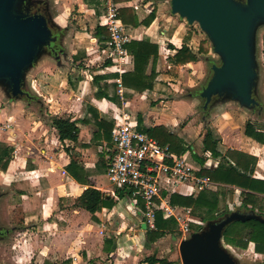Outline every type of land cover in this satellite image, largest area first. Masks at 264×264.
<instances>
[{
  "label": "crops",
  "instance_id": "0c3cea01",
  "mask_svg": "<svg viewBox=\"0 0 264 264\" xmlns=\"http://www.w3.org/2000/svg\"><path fill=\"white\" fill-rule=\"evenodd\" d=\"M112 1L118 11L131 7L139 21L154 9V18L147 25L123 22L129 41L121 65H116L117 58L106 43L105 0H47L45 10L57 39L53 50L43 49L25 72L24 88L32 98L0 97V142L13 149L6 169L0 170V215L10 221V206L20 212L19 222H10L22 239L12 244L24 252L17 264H146L144 258L149 255L181 264L178 247L165 242L166 238L172 242L182 238L180 233L176 238L168 233L149 241L151 229L145 223L142 201L134 204L131 196H119L107 180L106 155L99 145L111 143L114 116L124 109L136 127L162 125L180 137L197 157L198 165L185 160L195 174L206 177L199 169L218 164L219 159L202 143L205 131L211 128L222 153L231 149L254 156L251 175L264 179V142L243 132L245 121L251 118L248 111L226 101L211 111L205 124L197 112L196 92L206 80L207 62L215 57L205 34L195 23L188 24L171 13L167 0ZM142 39L157 46V55L149 59L145 70V75L154 74L151 86L136 90L123 82L122 75L133 68L127 45ZM202 40L207 49L199 51ZM183 44L195 59L174 63L171 57ZM97 75L102 77L94 82ZM99 86L109 97L95 94ZM189 111L191 117L184 119ZM53 117L74 120L76 139L60 140ZM103 119L104 126L98 123ZM194 121L199 129L194 128ZM184 151L178 155L185 159ZM209 180L205 189L231 190L226 192L224 204L230 195L240 204L241 187ZM87 187L98 189L104 198L113 200L112 205L90 212L77 204V197ZM168 187L183 195L196 196L200 191L189 181H174ZM167 193L160 209L164 217L171 212L183 214L191 219L190 227L200 222L191 207L175 205L170 212Z\"/></svg>",
  "mask_w": 264,
  "mask_h": 264
},
{
  "label": "water",
  "instance_id": "95a60500",
  "mask_svg": "<svg viewBox=\"0 0 264 264\" xmlns=\"http://www.w3.org/2000/svg\"><path fill=\"white\" fill-rule=\"evenodd\" d=\"M167 1L171 13L198 25L215 55L207 62L206 80L196 92L204 124L211 111L220 109L226 101L236 102L251 117L252 110L261 111L263 105L254 92L257 69L253 39L256 24L264 21V0ZM21 2L30 0H0V97L4 100L32 98L24 88L25 72L43 49L53 50L57 39L45 10L47 0H36L34 9L23 12L17 10ZM261 43L260 60L264 65L263 36ZM250 218L264 222V216L237 209L208 220L179 240L181 264H240L223 245L222 235L230 222ZM7 227L0 229V238L12 228Z\"/></svg>",
  "mask_w": 264,
  "mask_h": 264
},
{
  "label": "trees",
  "instance_id": "16d2710c",
  "mask_svg": "<svg viewBox=\"0 0 264 264\" xmlns=\"http://www.w3.org/2000/svg\"><path fill=\"white\" fill-rule=\"evenodd\" d=\"M119 17L125 24L137 25V24H149L154 18V9L143 18L138 20L137 16L132 12L131 7L119 8ZM130 49V53L133 58V68L130 71L123 73V82L136 90H142L151 86L153 79V72L150 75H145V70L150 58L154 59L157 55V46L150 43L148 39H142L138 41H131L127 45ZM206 42L201 41L199 51L206 50ZM263 62H264V35H263ZM195 59V55L191 49L183 44L177 49L176 53L171 60L174 63H185ZM95 76L93 81L98 78ZM99 91H96L97 96L109 97L101 86L98 87ZM53 126L57 130V134L60 140L65 138L76 139L78 133V127L74 120L69 117H53ZM103 122V123H102ZM99 124H105V120L98 121ZM104 126V125H103ZM109 128L106 130L108 135L111 130V123L108 124ZM137 129L147 133L148 135L157 139L160 145L167 144L169 149L175 153H181L186 150L187 146L176 134L170 132L162 125H155L151 127H140ZM243 132L258 142H264V127L257 126L252 120L247 119L243 126ZM203 148L208 151L213 157L219 159L218 164L214 168H201L198 173L208 176L211 180L233 184L242 188L241 201L237 205V210L243 212L253 211L261 216H264V197L257 195L256 193L264 194V179L254 178L251 175L252 166L255 163V157L247 153L238 150H227L222 153L219 150V138L213 132L211 128L207 129L203 136ZM12 147L0 142V170H5L10 160ZM119 196L127 195V191L124 189H116ZM226 192H231L230 189H202L196 196L192 194H180L174 191L167 193L166 190L161 192L162 195L168 194V202L170 205L191 207L194 215L199 217V223L194 225L191 223L193 231L203 227L202 222L214 219L226 211H230L228 208H222L220 205L225 199ZM77 204L86 208L90 212L101 208V206H111L113 200L104 198V195L95 188L87 187L76 199ZM140 202V200L138 201ZM105 204V205H104ZM142 204V203H140ZM155 228L147 232V238L149 241H155L160 236L165 234H172L179 236L177 231L176 220L171 217H164L160 209L155 211L154 218ZM222 241L224 244L246 248L249 243H252L253 250L264 256V222L250 218L246 220H234L230 222L224 229L222 235ZM146 264H156L158 262L162 264H171L166 258L156 257L155 255H149L144 258ZM264 262V260H263Z\"/></svg>",
  "mask_w": 264,
  "mask_h": 264
},
{
  "label": "built area",
  "instance_id": "2783aa9c",
  "mask_svg": "<svg viewBox=\"0 0 264 264\" xmlns=\"http://www.w3.org/2000/svg\"><path fill=\"white\" fill-rule=\"evenodd\" d=\"M102 17L108 30L107 46L117 58L116 65H121L129 34L112 0H105ZM114 118L111 143L99 145L106 155L107 180L112 187L126 190L134 204L142 201L145 223L153 229L155 211L162 208V201L166 199L161 192H170V183L189 181L197 190H202L208 188L211 182L207 176L195 174L182 155L173 153L167 145H160L156 138L137 129L136 122H132L126 109ZM171 215L176 220L181 237H187L192 232L189 225L191 219L180 213L171 212Z\"/></svg>",
  "mask_w": 264,
  "mask_h": 264
},
{
  "label": "rangeland",
  "instance_id": "374dc122",
  "mask_svg": "<svg viewBox=\"0 0 264 264\" xmlns=\"http://www.w3.org/2000/svg\"><path fill=\"white\" fill-rule=\"evenodd\" d=\"M35 1L36 0H30V2H28V3L27 2H21L20 5H17V10H19L21 12L27 11V10H32L35 8V5H34ZM42 1H44V3H45V0H42ZM263 35H264V21H259L256 24L255 31H254V39H253L255 60H256V69H257V78L255 80L254 92H255V95L257 96V98L261 101V103L263 105V109L261 111H258V109L252 110L254 116H252L249 119L252 120L254 123H256L257 126H260V127H264V65H262L261 60H260V50H261V46H262L261 40H262ZM41 77L42 76L40 75V78ZM2 89L3 88L0 85V91ZM0 103H3V101H0ZM197 107H198L197 112L200 113V103L197 104ZM190 113L191 112L189 111L188 113L183 115V118L185 119L186 117H188V118L191 117ZM200 117H201V113H200ZM210 119H211V117H210V115H208V117L206 118V122L209 121ZM181 121H182V119H181ZM194 125H195L194 128L195 127H196V129L200 128L199 124L195 121H194ZM193 137H194V135H193ZM195 139H196V137L194 138V140ZM184 157H185V160L189 164H191L192 166L198 165L197 157H196L195 153L192 151V149L187 148L184 151ZM238 203H239V199L237 201H234L232 195H230L228 197L226 203L225 204L221 203L220 206L222 208L226 207L229 210H235L238 207L237 206ZM262 204L264 205V201L262 202ZM8 212H9L10 221H8L5 218V220H3V222H0V229H2V230H5L7 225H9L7 228L10 229V222L11 223L19 222V219H21L19 210L16 209L14 206H10L8 208ZM222 215H223V213L218 214V216L216 218H218ZM206 222L207 221H205V220L202 222L203 226L205 225ZM194 224H196V222ZM191 228H192V226H191ZM16 233H17V231L15 229L11 228L10 231L7 232V234H6V231L4 234H2V237L0 238V264L21 263L20 260L18 259V256L20 255V253H24V252H22L23 250L21 248H19L18 246L16 247V246L12 245L14 242L17 243V242L22 241L21 236L16 235ZM178 239H182V238L177 237V239L174 242H172L170 240V238H166L165 242H166V244H171L172 247L175 248L176 246L178 247ZM223 245L229 250V252L237 259V261L240 264H264L263 254L255 252L253 250L252 243H249L246 248H238V247H237L238 249L234 248L235 251L232 250V248H230L228 245L224 244V242H223ZM178 254H179V252H178ZM179 260H180V258H179ZM24 264H28V262L25 261Z\"/></svg>",
  "mask_w": 264,
  "mask_h": 264
}]
</instances>
